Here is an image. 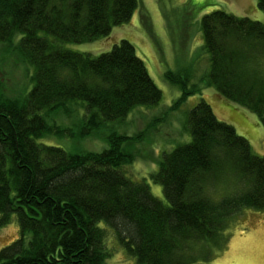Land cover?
<instances>
[{
    "label": "trees",
    "instance_id": "16d2710c",
    "mask_svg": "<svg viewBox=\"0 0 264 264\" xmlns=\"http://www.w3.org/2000/svg\"><path fill=\"white\" fill-rule=\"evenodd\" d=\"M138 7L139 0H0V43L20 36L16 52L33 68L22 98H7L0 78V229L12 218L19 228L0 249V264H107L112 252L101 222L136 264H209L228 244L234 216L264 212V158L203 99L186 113L190 141L162 153L149 175L168 205L122 171L136 159L123 146L141 144L155 121L132 136L110 132L98 153L38 143L49 134L96 135L135 108L159 104L162 93L130 42L97 57L59 45L105 38ZM256 8L264 13V0ZM200 25L210 65L205 86L255 114L264 129V25L219 10ZM165 78L181 91L170 111L199 91L179 74ZM77 102L85 114L74 132L46 123Z\"/></svg>",
    "mask_w": 264,
    "mask_h": 264
},
{
    "label": "rangeland",
    "instance_id": "374dc122",
    "mask_svg": "<svg viewBox=\"0 0 264 264\" xmlns=\"http://www.w3.org/2000/svg\"><path fill=\"white\" fill-rule=\"evenodd\" d=\"M257 0H139V7L131 19L113 27L109 36L92 43H61L62 48L86 53L97 57L111 51L112 47L126 40L135 48L147 72L162 93L159 104L152 108H135L124 123H108L96 135L84 138L44 135L38 143L58 147L69 153H98L108 148L105 137L110 132L132 136L155 121V126L141 144L124 145L123 150L131 148L134 162L122 168L126 177L132 181L144 182L151 194L164 205L168 202L163 196L160 184L149 179L156 173L160 156L171 152L175 147L190 141V135L183 129L186 113L200 100L211 107L217 120L229 124L237 135L248 140L250 145L264 142V129L257 116L226 100L213 87L205 86V73L208 71L209 56L203 48V34L200 21L214 11H224L236 17H247L264 25V13L257 10ZM20 36L11 44L0 43V78L7 98L16 99L26 96L32 89L33 68L26 64L16 52L15 46ZM49 38V37H48ZM49 40H52L49 38ZM179 74L187 78V87H197L199 91L175 111L170 108L181 95L180 89L170 84L166 73ZM69 112L56 110L45 117L48 125L75 131L85 114L84 106L68 104ZM161 118L163 120H161ZM251 146V147H252ZM129 153V152H128ZM253 153L264 158V149ZM107 230L106 247L112 252L107 264H136L135 259L117 243L105 223L98 225ZM228 233L230 240L224 249L217 251L209 264H264V212L244 210L232 218ZM19 228L14 220L0 229V249L15 241Z\"/></svg>",
    "mask_w": 264,
    "mask_h": 264
},
{
    "label": "crops",
    "instance_id": "0c3cea01",
    "mask_svg": "<svg viewBox=\"0 0 264 264\" xmlns=\"http://www.w3.org/2000/svg\"><path fill=\"white\" fill-rule=\"evenodd\" d=\"M260 135H261L262 137H264L262 133H260ZM249 144H250V143H249ZM253 145H254V147L252 146V144H251L250 146H252L251 149H252V151H254V152H257V153H258L261 149H264V142H263V140H261V144H260V146H259L258 143H255V144H253Z\"/></svg>",
    "mask_w": 264,
    "mask_h": 264
}]
</instances>
